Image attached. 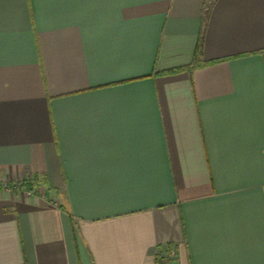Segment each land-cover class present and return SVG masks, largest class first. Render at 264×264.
Instances as JSON below:
<instances>
[{
  "label": "crops",
  "instance_id": "crops-1",
  "mask_svg": "<svg viewBox=\"0 0 264 264\" xmlns=\"http://www.w3.org/2000/svg\"><path fill=\"white\" fill-rule=\"evenodd\" d=\"M21 179L0 264H264V0H0Z\"/></svg>",
  "mask_w": 264,
  "mask_h": 264
},
{
  "label": "trees",
  "instance_id": "trees-1",
  "mask_svg": "<svg viewBox=\"0 0 264 264\" xmlns=\"http://www.w3.org/2000/svg\"><path fill=\"white\" fill-rule=\"evenodd\" d=\"M205 16H206V13L203 15V20L205 19ZM202 45H203V37H202V31H201L198 35V38H197V41L195 44V48L193 51V55H192L190 62L184 66L167 69L165 71H162L161 73L162 74H171V73L186 71L190 74L195 69L214 62V60H212V61L203 60V58H202Z\"/></svg>",
  "mask_w": 264,
  "mask_h": 264
},
{
  "label": "built area",
  "instance_id": "built-area-1",
  "mask_svg": "<svg viewBox=\"0 0 264 264\" xmlns=\"http://www.w3.org/2000/svg\"><path fill=\"white\" fill-rule=\"evenodd\" d=\"M10 187L19 188L27 194H32L35 190L34 184L30 180L21 179L15 182L1 180L0 181V189H8Z\"/></svg>",
  "mask_w": 264,
  "mask_h": 264
}]
</instances>
